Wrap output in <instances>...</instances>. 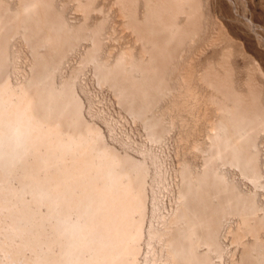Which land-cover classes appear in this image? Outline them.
<instances>
[{
	"label": "bare ground",
	"instance_id": "1",
	"mask_svg": "<svg viewBox=\"0 0 264 264\" xmlns=\"http://www.w3.org/2000/svg\"><path fill=\"white\" fill-rule=\"evenodd\" d=\"M255 1L0 0V264H139L147 157L158 152L120 151L84 117L78 83L88 69L152 143L184 130L176 148L201 157L179 158L174 211L162 229L150 227L151 261L156 240L167 264H221L232 220L227 235L239 250L228 263L264 264V28ZM225 17L247 32L238 50ZM109 38L125 42L110 47ZM21 58L28 70L13 81ZM198 131L205 141L193 139Z\"/></svg>",
	"mask_w": 264,
	"mask_h": 264
},
{
	"label": "rangeland",
	"instance_id": "2",
	"mask_svg": "<svg viewBox=\"0 0 264 264\" xmlns=\"http://www.w3.org/2000/svg\"><path fill=\"white\" fill-rule=\"evenodd\" d=\"M255 3H256L255 17L253 19H254L256 24H258L264 28V1L263 0H259V1L256 0ZM212 12L218 14V11L215 12V11H213V9H211V13ZM214 13H212L211 15L213 16ZM69 17H71V18L76 17V14L74 13V11H73V14H72V12L69 13ZM225 21H227L229 23L228 29L230 30V32H232V33L235 32V36L237 35L239 37V38L235 39L237 42L238 41L243 42V41L248 39L247 34H246L247 32L245 31V28L241 24L230 22L228 17H225ZM230 24H232V25H230ZM235 26H237V27H235ZM231 27L234 30H232ZM261 31L259 32V34L264 37V31H262V32ZM111 39H113V38L107 39V41H109L107 43V45L110 44V45H108L110 47L112 45L115 46V45H118V43L120 45V44L125 42L123 40L120 43L119 42L120 40H118V39H117L118 41L116 39H113V41H112ZM250 39H251V41H253L256 44V41L253 40L254 38L251 37ZM238 44L240 46L241 43H239V42L236 43L235 47L237 50L240 49V48H238L239 47ZM82 48H83V50H85V45L80 47V49H79V50H81L80 52L78 50L74 54L70 55V57L65 61V63H64L65 66L63 65V68L60 71L62 73V75L64 74L65 76H68V73L70 74V72H72V70L74 69V66L78 65L77 63L79 62L80 55L84 52L82 50ZM76 57L78 58V60ZM239 57H237L238 60L236 59V61H237L238 65L241 67L244 64V62H243L244 59L242 57H240V59H239ZM21 59H20V62H18V64H19L18 67L20 68L19 70H21V71L14 74L15 77L13 76L12 80L14 78L15 79L13 81L20 80L23 77V75L25 74V72L28 70V68H27L28 63H26V60H24L25 58H21ZM20 63H21V65H20ZM92 72H93L92 70H90V71H89V69L86 70L80 76V78H79L80 82L78 83V95L84 104L83 105L84 117L87 120L96 123L98 125V127L100 129H102V132L105 136L106 141H108L109 144L116 147L120 151H126L136 158H138V157L142 158L145 156L147 157L150 154L155 155L158 152L155 156L153 155L155 157V159H152L151 155L149 156L152 160H154V162L152 160L149 161L150 158L147 157V160L149 163V170L151 173L149 172V176L147 178V198H148L147 199V208H146V210H147L146 214L147 215H146L145 223H144L145 224V226H144V237H143V240L141 242V246H140L141 251H140L139 256H138V261H139V264H167L164 257L161 254H159V253H161L160 249H159L161 247V244H159L160 242H157L156 240L153 242L154 243L153 247L155 248V261L154 262L151 261L150 258L152 256H154V254L151 252V246L149 243L150 242V240H149L150 239V231L153 228L154 229H157V228L162 229V227H164V225L162 223L163 218L170 216L174 211V208H175V205L177 202L176 196L178 194L177 189H178L179 178H178V173H177L178 170L177 169H179V165H180L179 163L181 162V160H179V158L182 159L181 157H185L187 159V157H188V159H189V156H187V154H189L190 156L193 155L192 157H190V159H191L190 162L192 164H194V163L198 164L199 163L198 165H200L201 164L200 163L201 157L198 161L197 157L199 158V156H196V159H195L194 154L188 153L187 151L182 150V148H176V146L178 147V145H179L177 143L178 142V140H177L178 136L177 135L181 136V132L185 133L184 130L181 132L179 131V129H178V131L177 130L173 131L175 133L172 132L170 136H167L166 140L162 144L152 143L147 138L148 137L147 133L145 132V130L141 126V124L139 122L135 121L132 117H130L129 114H127L121 108V106L117 103L116 98H114L113 93H111L112 91L110 89L108 90V87L100 86L97 83ZM61 73L58 74L60 79L62 77ZM19 75H20V78L18 77ZM64 75H63V77H65ZM59 77H58V79H59ZM83 89H84V91H83ZM176 131H177V133H176ZM198 132H196L197 134L195 133L193 135V139H195V140L197 139V140H199V142L205 141L204 139H206V135L204 136V134H206V131L202 128L200 130V132H203L204 134L201 133L202 134L201 135L200 132L199 133ZM196 136H198V137H196ZM176 137H177V139H176ZM146 149H147V151L149 150L150 153L145 152ZM262 149L264 150V147H262ZM139 150H141V151H139ZM177 150H178V152L180 150V154L177 152ZM142 151H143V153L144 152L146 153V154L144 153L145 156L142 153ZM181 151H182V153H184V152L185 153L181 154ZM185 154H186V156H185ZM141 155H143V156H141ZM177 155L180 157H178ZM156 158H157V160H156ZM154 163H155V165H154ZM160 163H161V165H160ZM158 171H159V173H161V176L159 175V173H156ZM159 177H162V178H159ZM235 177L238 178V176H235ZM246 184L247 183L244 182L243 186ZM246 186L251 188L250 184H247ZM246 186H244V188H247ZM250 188H247V189H250ZM231 221L230 222L228 221V223H225L223 226V229H222V234H223L222 238L223 239H222V241H223L224 248H225V250H227V252L225 253V255L223 257V260H220L219 258L216 259L217 263L222 262L221 264H229L228 263L229 254H232L230 252L234 253L235 251L238 252V250H239V248H237L236 245L235 246L232 245V241L230 240V237L227 235V231H228L227 229L230 227V225L234 224L233 221L232 222ZM156 225H157V227H156ZM150 227H153V228H150ZM148 237H149V239H148ZM228 251H229V253H228ZM161 256H162V258H161Z\"/></svg>",
	"mask_w": 264,
	"mask_h": 264
}]
</instances>
